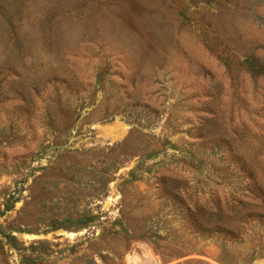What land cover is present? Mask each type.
<instances>
[{
    "label": "rangeland",
    "instance_id": "374dc122",
    "mask_svg": "<svg viewBox=\"0 0 264 264\" xmlns=\"http://www.w3.org/2000/svg\"><path fill=\"white\" fill-rule=\"evenodd\" d=\"M0 264H264V0H0Z\"/></svg>",
    "mask_w": 264,
    "mask_h": 264
},
{
    "label": "trees",
    "instance_id": "16d2710c",
    "mask_svg": "<svg viewBox=\"0 0 264 264\" xmlns=\"http://www.w3.org/2000/svg\"><path fill=\"white\" fill-rule=\"evenodd\" d=\"M117 149H120V148H117Z\"/></svg>",
    "mask_w": 264,
    "mask_h": 264
}]
</instances>
